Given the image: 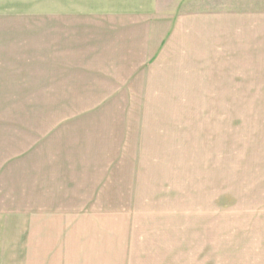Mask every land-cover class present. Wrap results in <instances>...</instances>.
Segmentation results:
<instances>
[{"label": "rangeland", "instance_id": "rangeland-1", "mask_svg": "<svg viewBox=\"0 0 264 264\" xmlns=\"http://www.w3.org/2000/svg\"><path fill=\"white\" fill-rule=\"evenodd\" d=\"M46 12L37 105L0 114L21 120L10 146L19 141L33 162L50 149L84 150L87 169L76 161L53 170L70 181L82 170L104 180L100 198H117L91 204L116 212L105 220L122 246L107 248L103 237L101 262L264 264V0H161L144 27L91 32L98 43L68 44L66 23L57 25L65 17ZM42 168L27 160V198L8 202L26 217L24 255L21 244L10 251L21 264L66 237L38 219L32 195Z\"/></svg>", "mask_w": 264, "mask_h": 264}, {"label": "crops", "instance_id": "crops-1", "mask_svg": "<svg viewBox=\"0 0 264 264\" xmlns=\"http://www.w3.org/2000/svg\"><path fill=\"white\" fill-rule=\"evenodd\" d=\"M160 1L50 0L48 9H43L42 0H0V108L37 105L36 100L41 96L36 83L42 73L40 66L43 10L53 19L65 17L64 20L59 21L60 23L57 22V25L62 26L66 23L63 28L68 44L98 43L104 40L102 37L110 36V33H113L111 36L117 34L114 31L116 29L118 31V28L146 26L147 18L151 19L159 10ZM53 24L55 25L54 21L51 22V25ZM103 28H109L106 29L105 36L97 35L96 38L91 33H104ZM74 53L77 54L73 56L78 58L81 56L79 51ZM49 58L52 59V56ZM15 118L17 120H11L10 116L0 114V264H21L20 254L16 260L10 259L11 249L16 250L19 244L21 247L23 245V255L25 252L24 241L22 243L19 241L25 236V213L12 211L14 213L11 214L8 202H20L27 198L25 193L27 160L35 166L43 165L42 171H37L38 182L32 195L35 203L39 204L38 214L41 213L38 216L39 221L49 231L55 222L54 232L57 234L59 230L66 232L65 241L64 237L62 238L64 242H59L56 238L54 242L51 239L46 240V254L44 258L40 254L38 259L35 255V264H103L98 253L101 248H105L106 245L111 249L120 246L122 250L120 239L117 238V230L109 228L105 220L107 216L115 217L116 212L110 209L107 210L109 212L107 214L104 207L91 211V204L104 206L106 202H117V198H100L109 192L103 189L104 180L94 184L88 180L89 176L85 175V172L82 173L83 169L89 167V159L85 157L84 150L65 152L62 154L64 158H59L62 156L59 151L50 149L46 153L50 157L45 155L35 157L33 162L30 160L31 157L27 158L26 150L19 146V141L17 145L10 146V133L13 138L20 139L21 120L20 117ZM32 151V155H36V151L39 150L35 148ZM76 161L82 165V170L79 171L82 175L79 173L77 179L71 181L69 179L72 177L61 179L59 171L53 170V167L59 169V165L73 170L70 163ZM111 192L116 193V190ZM74 202L81 205L80 208L69 210L67 204ZM64 208V211H59ZM34 225L36 228L35 223ZM91 230L95 231L92 235ZM50 233L47 234V238L52 235ZM86 233L91 235V239ZM103 237L106 245L102 243ZM40 245L41 243L35 246V252H40ZM123 246L130 260V246L125 244ZM115 263L108 262V264ZM22 264H25L24 257Z\"/></svg>", "mask_w": 264, "mask_h": 264}]
</instances>
